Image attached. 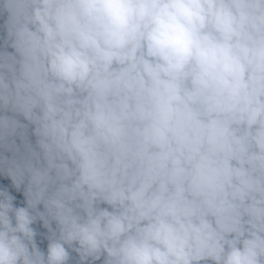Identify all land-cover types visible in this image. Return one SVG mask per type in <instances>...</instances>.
<instances>
[{"label":"clouds","instance_id":"9594fccd","mask_svg":"<svg viewBox=\"0 0 264 264\" xmlns=\"http://www.w3.org/2000/svg\"><path fill=\"white\" fill-rule=\"evenodd\" d=\"M0 264H264V0H0Z\"/></svg>","mask_w":264,"mask_h":264}]
</instances>
